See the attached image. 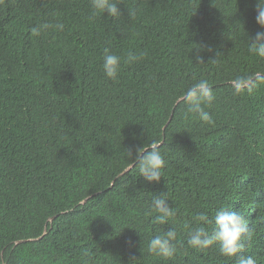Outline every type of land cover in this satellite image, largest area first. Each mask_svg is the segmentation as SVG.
Wrapping results in <instances>:
<instances>
[{
    "label": "trees",
    "instance_id": "16d2710c",
    "mask_svg": "<svg viewBox=\"0 0 264 264\" xmlns=\"http://www.w3.org/2000/svg\"><path fill=\"white\" fill-rule=\"evenodd\" d=\"M118 2L119 18H92L90 0H0V264H236L218 244H187L214 226L199 215L214 220L221 207L246 218L243 255L264 264V58L248 51L264 31L256 0ZM44 23L64 29L33 35ZM105 49L121 57L116 81L103 74ZM201 79L216 97L205 106L212 125L178 102ZM152 142L165 159L158 184L125 152ZM161 193L176 212L163 225L151 207ZM169 228L177 252L166 260L148 242Z\"/></svg>",
    "mask_w": 264,
    "mask_h": 264
},
{
    "label": "clouds",
    "instance_id": "9594fccd",
    "mask_svg": "<svg viewBox=\"0 0 264 264\" xmlns=\"http://www.w3.org/2000/svg\"><path fill=\"white\" fill-rule=\"evenodd\" d=\"M92 18L107 13L108 16L119 18L122 16L118 0H90ZM256 23L264 29V0H256L255 5ZM129 15L134 16L135 11ZM53 29L63 31V23H44L32 29L33 35L39 36L43 31ZM248 51L260 58H264V31H257L254 37H248ZM145 54L129 55L125 62L132 63L143 58ZM198 59L203 62L202 57ZM122 70L121 57L105 49L103 56L102 71L105 77L116 81ZM236 90L240 91L246 81L237 79L233 81ZM212 87L207 80L201 79L189 86L183 93V100L187 105L186 118L188 114L199 121L212 125L214 121L205 106H211L215 101ZM127 157L133 161L138 168L140 176L149 184H158L163 177L165 159L157 142H152L145 147H139L135 153L131 149L125 150ZM152 209L157 213L155 222L167 224L170 219L176 216L175 210L169 205L167 198L161 193L154 195L151 202ZM202 224H213L211 231L205 227H197L188 236L187 244L195 250H207L214 244L219 245V252L227 258H235L236 264H257L256 259L249 255H243L245 245L252 239L253 230L250 228L246 218L238 210H229L221 207L216 211L214 220L208 215L201 213L198 217ZM148 252L166 260H171L177 252V232L175 228L159 232L152 236L148 242ZM85 256L89 253L86 251Z\"/></svg>",
    "mask_w": 264,
    "mask_h": 264
},
{
    "label": "water",
    "instance_id": "95a60500",
    "mask_svg": "<svg viewBox=\"0 0 264 264\" xmlns=\"http://www.w3.org/2000/svg\"><path fill=\"white\" fill-rule=\"evenodd\" d=\"M182 99H183V98L179 99L178 102L181 101ZM131 168H132V165L129 166L127 169H125V170L120 174V176H121V175H124L125 173H127ZM87 200H88V199L82 201L81 203L83 204V203H85ZM52 220H53V218L50 219V221H52ZM45 234H46V232L43 233V235H45ZM38 239H39V238H38ZM38 239H30V240L18 241V242H16V244H19V243H22V242H26V241L38 240Z\"/></svg>",
    "mask_w": 264,
    "mask_h": 264
}]
</instances>
